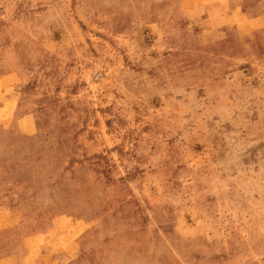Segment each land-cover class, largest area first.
Listing matches in <instances>:
<instances>
[{
    "label": "rangeland",
    "instance_id": "374dc122",
    "mask_svg": "<svg viewBox=\"0 0 264 264\" xmlns=\"http://www.w3.org/2000/svg\"><path fill=\"white\" fill-rule=\"evenodd\" d=\"M207 26L182 0H0L38 134L0 197L96 212L87 264H264V32Z\"/></svg>",
    "mask_w": 264,
    "mask_h": 264
},
{
    "label": "crops",
    "instance_id": "0c3cea01",
    "mask_svg": "<svg viewBox=\"0 0 264 264\" xmlns=\"http://www.w3.org/2000/svg\"><path fill=\"white\" fill-rule=\"evenodd\" d=\"M182 1L190 22L208 24L202 38L236 39L264 32V0ZM20 66L12 59L0 61V154L37 143L35 114L20 93L26 83ZM100 223L93 211L42 212L21 192L2 196L0 264H87L89 230Z\"/></svg>",
    "mask_w": 264,
    "mask_h": 264
}]
</instances>
